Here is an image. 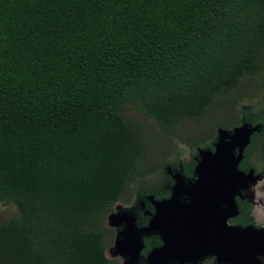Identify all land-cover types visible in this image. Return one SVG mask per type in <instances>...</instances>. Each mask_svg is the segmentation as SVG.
Here are the masks:
<instances>
[{
    "label": "trees",
    "instance_id": "obj_1",
    "mask_svg": "<svg viewBox=\"0 0 264 264\" xmlns=\"http://www.w3.org/2000/svg\"><path fill=\"white\" fill-rule=\"evenodd\" d=\"M132 112L171 138L204 118L212 150L260 125L240 169L264 171V0H0V264H111L107 216L145 188Z\"/></svg>",
    "mask_w": 264,
    "mask_h": 264
},
{
    "label": "flooded vegetation",
    "instance_id": "obj_2",
    "mask_svg": "<svg viewBox=\"0 0 264 264\" xmlns=\"http://www.w3.org/2000/svg\"><path fill=\"white\" fill-rule=\"evenodd\" d=\"M199 147L194 149L191 147L190 163H182L177 158L178 168H173L169 163L164 168L165 171L160 172L158 181L152 182L145 178L143 181L145 188H136L135 195L133 194L134 201L127 200L123 204L122 196L131 189L128 188L113 204L105 223V228L107 226L108 229L104 244L106 257L109 259L110 256L112 261H117L114 264H264V252H260L264 249V171H261L262 166L257 163V158L255 161L259 168H249L248 171L240 169L246 173V176L254 171L245 188L240 187L237 194L232 197L227 195L218 197L215 207L217 210L205 215L204 221L200 224H195L192 236L189 237L191 243L189 248L180 246L182 248L180 251L168 257L167 255L150 257L157 250L166 247L162 236L165 232L164 228L151 230L153 218L157 214L153 202L171 199L178 174L186 181L196 182L200 151L210 149ZM194 151L196 155L193 154ZM191 165L193 172L188 176L186 170ZM153 191H158V195L151 193ZM150 197H153L154 201ZM183 198L188 200L187 196ZM231 199L235 202L234 206L231 205ZM124 211L130 212L135 217V221L131 222L127 218L108 219L112 214ZM131 225L137 228L139 234L129 230ZM237 228L242 230L253 228L259 233L252 237V231L241 233L235 230ZM139 235V241L142 243L139 254L134 251L135 246L133 248L123 246L122 242H135ZM260 246L262 247L259 249ZM110 263L112 264L111 261Z\"/></svg>",
    "mask_w": 264,
    "mask_h": 264
},
{
    "label": "water",
    "instance_id": "obj_3",
    "mask_svg": "<svg viewBox=\"0 0 264 264\" xmlns=\"http://www.w3.org/2000/svg\"><path fill=\"white\" fill-rule=\"evenodd\" d=\"M260 129V125L253 126L248 123L234 128L233 131L219 129L214 151L210 149L200 151L195 183L191 180L186 181L178 174L171 199L156 202L153 197H150L157 209L151 230L164 228L165 232L162 233V236L166 244L165 248L157 250L150 257L154 258L160 255L168 257L182 248H189L191 244L189 237L192 236L193 227L204 221L205 215L217 210L215 208L218 203L216 199L221 195L232 197L237 194L240 187L245 188L254 171L246 176L239 166L244 159L246 148L251 144L253 134L259 132ZM186 196L188 200H184L183 197ZM234 203V200L231 199L232 206ZM117 218L135 221V217L127 211L112 214L108 219L115 220ZM129 230L139 234L133 225L129 227ZM235 230L241 233L252 231V237L259 233L253 228L249 230L237 228ZM139 240L140 235L135 239V242H122V244L131 248L135 246L134 251L139 254L142 249V243ZM260 252L263 253L264 249H261Z\"/></svg>",
    "mask_w": 264,
    "mask_h": 264
},
{
    "label": "rangeland",
    "instance_id": "obj_4",
    "mask_svg": "<svg viewBox=\"0 0 264 264\" xmlns=\"http://www.w3.org/2000/svg\"><path fill=\"white\" fill-rule=\"evenodd\" d=\"M238 90L241 97L237 98L236 100H241L243 103L251 104L261 101L260 89L256 79L254 82H251L250 80L241 82ZM227 109L231 118L235 120L240 110L239 103H231ZM224 111L225 108H219L217 116H219V114L223 113ZM130 117L145 129L149 138V149L141 166V172L144 174L143 179L146 178L152 182L158 181L160 177V168L166 161H172L173 159L178 158L182 163H190V159L192 158V149L190 145L196 142L200 143L204 141L205 144H202L199 147L204 148L206 145L210 144L206 143L208 138L207 128L209 127L205 126L204 118L203 120L200 119L199 122L196 123L198 126H196L194 121L182 123L178 137L171 138L162 134L158 128L144 116L132 112ZM130 188L131 189L126 191L122 196L123 204H125L127 200L134 201L135 191L136 188H139V186L132 184ZM13 213L14 209L11 207H0V223L10 217V215ZM106 229H108L107 226ZM109 260L112 262V264L117 262L112 261L110 256Z\"/></svg>",
    "mask_w": 264,
    "mask_h": 264
}]
</instances>
